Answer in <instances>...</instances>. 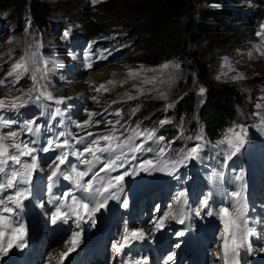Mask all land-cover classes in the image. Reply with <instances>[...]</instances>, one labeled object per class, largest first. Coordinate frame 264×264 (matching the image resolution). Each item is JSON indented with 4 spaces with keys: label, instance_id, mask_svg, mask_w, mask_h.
<instances>
[{
    "label": "snow or ice",
    "instance_id": "6c2138e0",
    "mask_svg": "<svg viewBox=\"0 0 264 264\" xmlns=\"http://www.w3.org/2000/svg\"><path fill=\"white\" fill-rule=\"evenodd\" d=\"M92 2L99 3L100 0ZM256 35L264 39V24L260 25V31ZM64 36L68 37L69 32L66 31ZM100 58L106 59V56L101 54ZM37 64H43L44 67H30ZM48 64L49 61L40 60L35 52L14 62L6 74L7 77L19 81L25 73H32L33 86L21 95L0 97V256L8 255L13 246L25 247L26 227L23 223V213L31 204L39 207L52 225H68L69 236L66 243L69 247L61 253L60 260V264H64V258L74 252L80 243L79 230L84 223H88L90 227L95 226L97 213L109 210L110 201L117 202L125 209L129 208L125 189L126 178L141 173H163L183 185L185 181L180 169L189 161L201 159L205 140L203 136H196V144L175 153L167 146L165 138L157 135L155 129L142 127V122L133 127L127 122L122 123L120 119L115 122L104 121L111 125L104 133L89 131L86 135H74L67 131L68 125L65 123V112L72 107L67 101L72 97H55L46 85L40 83V80L47 77ZM87 67L91 69L93 64L89 62ZM169 67L179 66L164 64L161 69ZM145 71L155 72L156 69H129L124 82L140 78ZM36 73L40 74L39 79ZM153 80L145 78L142 83H152ZM107 84L114 85V81L108 80ZM4 85L5 80L0 79V86ZM101 90L109 89L105 84H100L95 91L100 93ZM137 91L144 93L146 89L138 87ZM204 91L203 88L200 89L201 94ZM125 95L128 100L136 99L131 94ZM159 98L167 99V96L161 92ZM92 100L99 103L96 96H93ZM29 104L39 106L42 109L40 116H47L50 122L55 123L42 125L37 123L36 119L20 120V110ZM52 104L56 107L52 108ZM61 105L64 108H61ZM167 107L171 108L172 105ZM255 107L261 108L264 105L257 104ZM85 111L88 119L75 123V127L81 131L102 122L93 119L95 116H102V113ZM105 111L107 112V109ZM138 111V107L133 109L131 115ZM7 113L16 114L17 118L13 119ZM115 115L121 116V113L116 111ZM255 115L259 116L260 113ZM159 123L163 125L169 121L162 120ZM57 124L62 126L59 130ZM22 134L26 138H22ZM246 140L247 129L241 125L230 128L224 137L211 147L227 152V158L230 159L240 151ZM224 167L226 166L221 165L210 172L209 178L214 185H220L224 181ZM235 179L242 181L243 174L235 176ZM61 181L67 183L62 185ZM44 193H47L46 199ZM243 193V184L239 191H226L224 195L229 202L220 206L213 199L216 192L201 191L196 196L194 207L188 202L189 190L181 187L170 198L175 208L169 204L168 210L164 211L159 205H155L154 210L160 215L153 217L150 223L153 229L158 231L166 226L165 222L168 220L183 224L189 216L202 220L217 218L223 225L222 228H217L216 238L221 243L216 247L220 248V251L212 253L217 264H245L241 253L253 254L252 240H264V231L258 232L248 218ZM48 205L52 207L48 208ZM72 224L75 225V230ZM146 235L144 229H133L125 224L123 235L114 247L118 254H124L126 246H129L130 252V246H134V242L143 241ZM175 235L182 236L183 232H177ZM172 259L173 257L169 256V260ZM120 264L129 262L122 259ZM132 264H148V260L133 258Z\"/></svg>",
    "mask_w": 264,
    "mask_h": 264
},
{
    "label": "trees",
    "instance_id": "16d2710c",
    "mask_svg": "<svg viewBox=\"0 0 264 264\" xmlns=\"http://www.w3.org/2000/svg\"><path fill=\"white\" fill-rule=\"evenodd\" d=\"M195 2L196 0H100L99 3L91 1L85 5L89 10L88 24H92V29L90 28L92 34L87 35L91 39L95 38L92 49L101 43L111 54L128 52L145 63L179 59L185 75L175 84L173 115L191 116L193 113L204 135L213 140L226 130L234 112L242 108L243 102L253 99L255 89L254 87L250 90L242 89L244 83L237 80L211 78L207 63L212 56L210 44L222 40L221 27L225 22L218 19L217 9L206 8L198 12L195 9ZM255 2L260 12L254 9L244 16V24L250 26L252 32L260 29L259 22L264 17V0ZM50 13L51 5L44 0H0V25L4 29L10 28L20 41L25 40L23 30L26 15L37 30L48 31ZM236 15L226 14L224 17L232 18ZM210 18L213 22L209 20ZM2 37L0 34V41ZM203 41L206 42L202 44ZM29 47L31 50L34 49V46ZM23 49L9 45L1 47L0 66L6 67L27 55ZM53 53L63 55L64 48L61 46L59 50L57 46L51 44L48 48L39 49L36 55L42 60ZM34 67H43V64ZM1 77L5 80V85L0 86V94L7 91L16 92L15 90H20L24 86L20 80L14 81L13 77L7 78L3 73L0 74ZM193 79L201 80L205 90L198 106L197 94L191 87ZM115 102L106 105L104 111L97 110L103 114L100 116L99 120L102 122L97 125L98 127H109L104 121L112 119L114 122L120 119L122 123L127 122L133 127L143 122L152 128L155 126L160 128L159 118L168 109L161 100L147 97L138 100L135 108L138 107L139 111L131 115L133 109L129 103ZM116 111H119L121 116H116Z\"/></svg>",
    "mask_w": 264,
    "mask_h": 264
},
{
    "label": "rangeland",
    "instance_id": "374dc122",
    "mask_svg": "<svg viewBox=\"0 0 264 264\" xmlns=\"http://www.w3.org/2000/svg\"><path fill=\"white\" fill-rule=\"evenodd\" d=\"M51 5V13L48 17V31H40L35 28L30 21L26 20L24 24L25 40L20 41V38L16 39V36L9 29L3 30L2 39L0 41V48L6 45L10 47L21 48L22 51L30 55L33 52H38L39 49L48 48L51 44L57 46L61 49L62 43L59 41L56 33L54 32L53 25L63 23L66 26L68 32H84L86 34L90 33V28L92 29V24H88V11L85 8L86 3L90 2L88 0H44ZM250 0H196L195 9L200 12L206 8H213L218 10V19L224 20V26H222V40L219 42H212L210 47L211 60H208L209 71L212 79L217 80H237L243 82L244 85L242 89L250 90L254 87L255 91L253 99H247L242 104V108H238L233 114V119L227 124V129L222 132L221 137H224L225 133L228 132L230 128H236L237 126H244L247 129L252 127H258L261 120L256 122L259 116L255 113L264 114V107L256 108L255 105L264 103V46L260 44L257 39H255V33L252 32L250 26L244 24L245 19L242 14L236 15L232 18H226V14H236L240 13L239 8L244 9L246 4ZM252 1V0H251ZM254 6V4H253ZM254 9L260 12L259 6H255ZM213 22V19H209ZM264 23V17L260 20L259 24ZM244 24V25H243ZM70 27V28H67ZM8 28V27H7ZM227 28V29H226ZM226 29V30H225ZM95 38H90V42H93ZM206 41H203L205 43ZM34 46L31 50L29 46ZM130 50V49H129ZM97 51H103L102 49H97ZM104 52V51H103ZM47 54V52H45ZM44 54V52L42 53ZM38 57V56H37ZM47 59H42L49 61V77L50 81L54 85H59L57 82L58 74L56 71L57 66H61V54H51L45 56ZM13 63L6 65V67L0 66V74L6 75L8 71L11 70ZM164 64L178 65L179 67H169L167 69H161ZM144 69H156L155 72L145 71L142 73L141 77L138 79H128L127 82L125 78L127 76L129 69L140 70ZM111 68V70H107ZM112 68H117L112 69ZM98 69V70H97ZM116 71V72H114ZM95 73H101L102 78L106 79L103 81H95L92 75ZM185 75V70L182 68V63L177 58H171L167 60H157L154 62L145 63L135 58L131 53H115L112 60L105 61L99 64L92 70H89L85 76L78 78L70 77L72 79L67 85H61L54 92L61 95H87L85 100L87 108L97 111L102 109V107L113 103L114 101L127 102L134 109L139 99L154 97L163 102L164 106L167 107L169 104L172 105L162 114L159 118V122L162 120H168L169 123L163 124L165 129L173 135L174 137L181 138L182 135L190 136L195 128V115L191 116H179L173 115L175 96V84L176 82ZM242 76V79L236 77ZM10 78V77H7ZM153 80L152 83L144 84L143 79ZM113 80L114 85H108L107 81ZM34 81H32L33 83ZM105 84L108 91L101 90L100 93H96L95 89L100 85ZM30 86L33 84H27L22 86L20 90L7 91L0 94V97L6 95L16 96L17 94L28 92L31 89ZM146 89V92L141 93L137 91V88ZM192 89L197 94L198 106L201 103L202 95L200 89L203 88V83L199 79L192 80ZM163 92L166 94L167 99L159 98V94ZM82 93V94H81ZM131 94L136 97V99L128 100L125 94ZM96 96L99 103L92 100V97ZM250 97V94L247 93ZM61 107V106H60ZM64 108V107H61ZM168 111V112H167ZM256 122V123H255ZM185 127V128H184ZM156 129V127H154ZM165 131V132H167ZM217 142V141H216ZM165 143L167 144L166 140Z\"/></svg>",
    "mask_w": 264,
    "mask_h": 264
},
{
    "label": "bare ground",
    "instance_id": "6f19581e",
    "mask_svg": "<svg viewBox=\"0 0 264 264\" xmlns=\"http://www.w3.org/2000/svg\"><path fill=\"white\" fill-rule=\"evenodd\" d=\"M112 69H116L117 70V68H112ZM98 70V69H97ZM107 70H111V68H107L106 69V72H107ZM118 71V70H117ZM114 72H116V71H114ZM92 78L93 79H95V81H103V80H105L106 79V76H105V78H102V75H101V73H95V74H93L92 75ZM53 242H55V241H53ZM54 244V243H53ZM52 244V245H53ZM58 246L59 247H61V248H64V244H62L61 242L58 244Z\"/></svg>",
    "mask_w": 264,
    "mask_h": 264
}]
</instances>
